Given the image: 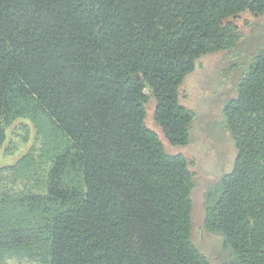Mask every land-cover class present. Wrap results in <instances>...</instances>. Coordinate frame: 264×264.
I'll return each instance as SVG.
<instances>
[{
	"label": "trees",
	"instance_id": "16d2710c",
	"mask_svg": "<svg viewBox=\"0 0 264 264\" xmlns=\"http://www.w3.org/2000/svg\"><path fill=\"white\" fill-rule=\"evenodd\" d=\"M247 15L263 19L264 0H0V148L16 120L33 128L0 166V264H212L193 242L181 87L237 50ZM260 38L231 59L221 124L235 158L203 198L218 264H264Z\"/></svg>",
	"mask_w": 264,
	"mask_h": 264
},
{
	"label": "rangeland",
	"instance_id": "374dc122",
	"mask_svg": "<svg viewBox=\"0 0 264 264\" xmlns=\"http://www.w3.org/2000/svg\"><path fill=\"white\" fill-rule=\"evenodd\" d=\"M249 26L245 28L240 21L245 39L237 48V56H250L256 45V37L264 40V18L255 19L244 16ZM255 37V38H254ZM235 51V52H236ZM224 53L203 58L197 68L182 84L181 94L184 104L195 113L192 125L190 144L179 149L188 160L193 161L195 186L192 192L193 242L210 259L212 264L220 260V241L202 229L204 211V193L221 175L229 172L235 158V150L231 139L221 124V107L226 99L235 95L234 83L239 71L230 68L234 53ZM247 57L240 60L245 62ZM153 104L146 107V124L157 130L152 120ZM26 135V138L24 137ZM33 141V128L23 119L16 120L7 130L6 139L0 148V166L14 163L29 148ZM169 152H177L166 147Z\"/></svg>",
	"mask_w": 264,
	"mask_h": 264
}]
</instances>
